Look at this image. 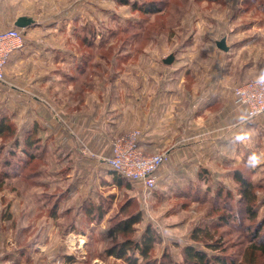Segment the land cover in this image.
<instances>
[{
  "label": "rangeland",
  "instance_id": "374dc122",
  "mask_svg": "<svg viewBox=\"0 0 264 264\" xmlns=\"http://www.w3.org/2000/svg\"><path fill=\"white\" fill-rule=\"evenodd\" d=\"M24 12L38 20L36 36L51 50L43 72L57 73L60 81L52 90L28 94V100L12 90L16 83L6 77L0 81V121L7 118L14 129L0 136V264H126L105 254L113 243L107 231L138 213L142 221L129 237L150 227L156 264L167 263L166 254L182 264L183 248L211 252L209 244L219 245L217 253L240 264L257 226L263 225L264 233L262 116L249 120L248 131L240 126L233 139L228 134L229 141L219 142L212 109L201 127L208 132L200 144L203 152L181 157L187 169L168 177L160 173L156 188L148 192L129 180L117 186L104 156L90 147L88 132L97 131L131 96L145 103L156 87L178 83V73L184 76L181 84L205 92L202 105H209L220 86L217 67L225 61L218 40L233 31L238 38L256 32L263 60L264 0H0V20ZM10 28L15 27L3 30ZM171 55L173 62L165 64ZM83 100L91 122L70 123L66 116L83 111L76 106ZM49 105L67 123L58 124L56 137L43 135L42 148L30 151L37 159L29 161L14 142ZM236 170L253 185L254 220L243 212ZM86 200L102 205L103 220L86 214Z\"/></svg>",
  "mask_w": 264,
  "mask_h": 264
},
{
  "label": "crops",
  "instance_id": "0c3cea01",
  "mask_svg": "<svg viewBox=\"0 0 264 264\" xmlns=\"http://www.w3.org/2000/svg\"><path fill=\"white\" fill-rule=\"evenodd\" d=\"M21 16L32 18L34 23L21 29L24 35V45L10 56L6 66V79L16 83L12 86V90L23 94L28 100V94L52 90V85H58L60 78L57 73L53 75L43 72L46 64L50 63L46 57L51 55V50L50 47H45V44L40 42L39 36H36L38 34V20L34 16L27 12L15 17L5 16L0 20V30L8 28L10 25L16 27V20ZM254 33L249 38L244 36L238 38L234 31L227 35L229 50H221L224 52L222 55H224L225 61L216 70L218 75H222L219 79L220 86L214 92L217 97H214L213 102L209 105L205 107L202 105L205 97V92L202 89L198 86L187 87L186 84H181V78L184 77L182 73L168 72L169 74L178 73L180 81L176 84L173 82L156 87V91L151 90L153 94L147 96L145 103L141 102L139 96H131L129 103H121L120 107L114 108L110 112L109 118L104 119L105 123L97 131L89 130L88 136H92L89 141L90 147L95 148L98 154L104 156L103 161L106 162L111 154L112 139L139 127L143 134L141 145L147 154L166 153L169 156L167 164L156 173L158 180L160 173H165L166 177L175 173H183L188 164L180 162L181 157L203 152L204 147L201 148L200 144L207 139L205 137L208 132L204 133L201 127L204 124L203 119L210 120L212 109H216L217 118L213 116L211 120L213 119L220 125V131L217 134L219 137L216 138L219 142L227 141L228 137L225 135L228 134L233 139L240 126L243 133L245 129L248 131L251 122L247 119L246 108L236 103L232 91L235 86L264 75V58L262 60L261 50L258 48V44L254 42L258 33ZM208 93L210 94L212 91L208 90ZM34 102H40L37 96H35ZM68 103L73 104L74 101L68 100ZM85 103H87L85 100L82 101V104L80 101L76 103V106L81 107L82 105L83 111L78 110L66 116L70 123L85 124L91 122L93 115L88 113V110H84L83 104ZM63 116L60 117L52 105L38 110L31 120L34 127H38L39 138L43 139V135L56 137L60 132L58 124L67 123ZM261 119V125L264 129V116ZM32 129L30 128L28 131ZM63 139L68 141L66 137ZM76 140L81 141L82 137L78 136ZM227 144L225 142L224 146ZM220 145L223 146V143Z\"/></svg>",
  "mask_w": 264,
  "mask_h": 264
},
{
  "label": "trees",
  "instance_id": "16d2710c",
  "mask_svg": "<svg viewBox=\"0 0 264 264\" xmlns=\"http://www.w3.org/2000/svg\"><path fill=\"white\" fill-rule=\"evenodd\" d=\"M121 1L125 2V0ZM13 130L12 126L8 124L7 118L0 121V136L5 135L6 133L11 134ZM37 135L38 127L35 126L32 130L26 132V134L21 137V140L20 138H16L14 142L16 147L22 148L21 152L28 156L29 161L37 159V156L30 151H35V153H37L38 150L42 148L43 139H40ZM110 174L113 175L114 182L117 186H123L125 181H127L125 177L116 171L111 170ZM234 178L237 180L240 187L239 192L241 195V202L244 204L243 212L247 214L251 220H254L257 211L253 208V185L247 181V178L239 170H236ZM3 184L4 183L0 181V188L3 187ZM218 193H221L220 190ZM84 204H86L85 206H88L85 210L88 216H97L96 218H92L93 220L101 221L104 219L107 212L106 210H103L102 205H97L93 202L88 203L87 200L83 205ZM57 208L58 204L55 205L54 213ZM221 219L226 223L229 221V217H225L224 214L221 216ZM141 221L142 216L138 213L121 219L111 226L107 233L108 236L112 238L113 243L105 249V254L121 260L126 264H156V262H153L151 259V253L156 243V237L152 229L147 227L145 232L137 238L129 237V235L135 232V225L139 224ZM262 230L263 225L261 224L255 229L253 233L255 240L245 248L243 259L240 264H264V262L262 263V260L264 261V233H262ZM121 236L124 238L119 239ZM192 239L197 241L196 236ZM206 248L211 252L198 249L192 245L186 246L183 248L182 264H236V260H230L228 255L217 253V250L220 248L219 245L209 244ZM163 258L167 260V263L163 262L160 264H178V262L168 254L164 255Z\"/></svg>",
  "mask_w": 264,
  "mask_h": 264
},
{
  "label": "built area",
  "instance_id": "2783aa9c",
  "mask_svg": "<svg viewBox=\"0 0 264 264\" xmlns=\"http://www.w3.org/2000/svg\"><path fill=\"white\" fill-rule=\"evenodd\" d=\"M23 45L24 35L20 28L0 31V81L5 80L10 56ZM234 96L236 103L246 108L248 120L264 116V77L238 85ZM142 136L140 130H132L117 137L106 162L111 170L148 192L156 188V173L169 161V156L166 153L147 154L141 145Z\"/></svg>",
  "mask_w": 264,
  "mask_h": 264
},
{
  "label": "water",
  "instance_id": "95a60500",
  "mask_svg": "<svg viewBox=\"0 0 264 264\" xmlns=\"http://www.w3.org/2000/svg\"><path fill=\"white\" fill-rule=\"evenodd\" d=\"M34 23V20L27 16H21L16 20L15 26L20 29L27 28L28 26L32 25ZM216 45L219 49L223 51H228L229 47L227 46V40L226 37H223L221 40H218L216 42ZM174 60V55L169 56L164 60L165 64H171Z\"/></svg>",
  "mask_w": 264,
  "mask_h": 264
}]
</instances>
